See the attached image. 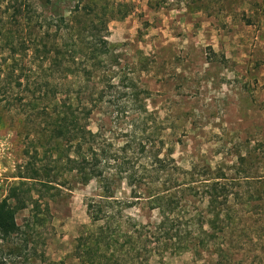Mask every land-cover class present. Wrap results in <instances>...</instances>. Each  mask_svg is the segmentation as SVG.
<instances>
[{
    "label": "rangeland",
    "instance_id": "1",
    "mask_svg": "<svg viewBox=\"0 0 264 264\" xmlns=\"http://www.w3.org/2000/svg\"><path fill=\"white\" fill-rule=\"evenodd\" d=\"M55 58L78 77L53 76ZM67 96L91 104L87 129L115 149L145 144L130 156L136 166L158 152L157 192L179 202L168 231L147 251L135 233L136 253L120 263L264 264V0H0V201L27 152L49 173L46 124ZM51 175L61 189L51 220L30 206L16 214L43 261L10 242L0 264H78L85 200L101 197V180H65L61 166ZM211 183L220 197L209 203ZM114 186L134 200L126 180ZM127 213L151 228L159 221L142 205Z\"/></svg>",
    "mask_w": 264,
    "mask_h": 264
},
{
    "label": "trees",
    "instance_id": "2",
    "mask_svg": "<svg viewBox=\"0 0 264 264\" xmlns=\"http://www.w3.org/2000/svg\"><path fill=\"white\" fill-rule=\"evenodd\" d=\"M59 64L56 58L51 62L48 71L53 76H60L61 71H66L78 77L76 72L78 68L72 70L66 67L62 70ZM58 87L63 88V82H58L55 88ZM80 105L81 101L78 98L72 99L67 96V99L54 108L53 115L48 116L47 144L53 146L48 150V158L53 159L51 160L53 166L50 170L46 169L49 173L45 174V178L41 174V170L44 169L37 168L36 150L33 156L26 153L28 161L24 167H19L17 176L19 181L9 188L7 195L0 201V246L11 242L15 248L26 254L28 259L33 257L34 260L43 261L42 252L39 254L36 245L31 244L34 235L29 234V226H26L25 230L17 224L16 214L30 206L36 218L42 217L38 221L45 223V220L46 222L51 220L49 199L61 193V189L56 185L58 180L51 172L61 166L65 180L73 178L78 184H86L93 178H99L102 186L100 198L85 200L90 223L82 227L73 256L78 264H119L121 257H129L131 253H136L135 233L139 236L138 241L142 240L141 249L147 251L146 243L149 242L147 239H154L157 232L168 231L172 222L178 218L179 202L174 200L172 194L157 192L160 185L159 175L162 172V161L158 152L147 156V159L151 157L149 161L136 166L133 157L130 156L134 153L144 154L147 151L145 144L142 141L132 144V141L127 140L120 148L115 149L113 144L103 140V134L99 130L92 133L87 129L93 108L88 103L82 104V108H79ZM44 110L46 111V108ZM144 111L146 112L145 108ZM59 145H62L61 149ZM168 154L171 155L172 152ZM123 179L133 189L131 198L134 200L116 198L114 185ZM64 183L59 182L60 187H63ZM216 186L217 183L207 185L211 189L208 192L209 203L220 197L216 192ZM137 187L144 188L147 192L140 193L136 190ZM142 198L144 201L141 203L139 200ZM136 205H142L147 212L156 210L159 215L158 223L151 228L149 223H141L129 215L127 211ZM31 225L37 228L39 224Z\"/></svg>",
    "mask_w": 264,
    "mask_h": 264
}]
</instances>
